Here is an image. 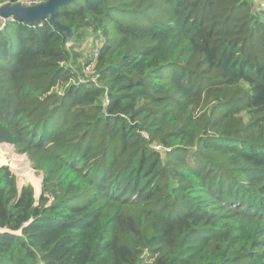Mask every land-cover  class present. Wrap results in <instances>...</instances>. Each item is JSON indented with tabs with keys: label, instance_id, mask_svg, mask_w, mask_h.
Returning <instances> with one entry per match:
<instances>
[{
	"label": "trees",
	"instance_id": "trees-1",
	"mask_svg": "<svg viewBox=\"0 0 264 264\" xmlns=\"http://www.w3.org/2000/svg\"><path fill=\"white\" fill-rule=\"evenodd\" d=\"M56 18L72 37L49 17L0 29V143L44 172L36 200L0 165V264H264V9L72 0Z\"/></svg>",
	"mask_w": 264,
	"mask_h": 264
},
{
	"label": "rangeland",
	"instance_id": "rangeland-1",
	"mask_svg": "<svg viewBox=\"0 0 264 264\" xmlns=\"http://www.w3.org/2000/svg\"><path fill=\"white\" fill-rule=\"evenodd\" d=\"M85 43L83 51L87 53L91 52L94 47H97L99 41H93V39L90 38ZM1 150L6 154L7 161L5 165H9L11 170L17 176L19 188L21 189L27 184L32 185L35 192V198L36 200H39L42 193L44 172L41 169L34 168L28 156L26 154L18 153L13 145L9 143H0V157L3 153ZM37 184L40 186L38 188L39 190L36 188Z\"/></svg>",
	"mask_w": 264,
	"mask_h": 264
},
{
	"label": "water",
	"instance_id": "water-1",
	"mask_svg": "<svg viewBox=\"0 0 264 264\" xmlns=\"http://www.w3.org/2000/svg\"><path fill=\"white\" fill-rule=\"evenodd\" d=\"M71 1L72 0H47L46 2L33 6L23 5L18 2H8L0 7V16L3 18L15 17L18 21L25 22H38L49 17L56 26L65 29L70 37H72V31L66 25L61 24L56 18L60 6L67 5Z\"/></svg>",
	"mask_w": 264,
	"mask_h": 264
},
{
	"label": "built area",
	"instance_id": "built-area-1",
	"mask_svg": "<svg viewBox=\"0 0 264 264\" xmlns=\"http://www.w3.org/2000/svg\"><path fill=\"white\" fill-rule=\"evenodd\" d=\"M47 0H20L18 1V3H21L23 5H27V6H33V5H38L40 3H43V2H46ZM255 4L256 7L260 8V9H264V0H252ZM5 3H8V2H0V7L5 4ZM17 21V19L15 17H9V18H3L0 16V29L2 30L5 25L8 23V22H15ZM99 41V44L97 47H99L101 45V42L100 40ZM97 47H94L91 52H93V55L96 56L97 55ZM84 72L85 74L87 75H95L96 74V66H95V61L92 60V62L88 65L85 66L84 68Z\"/></svg>",
	"mask_w": 264,
	"mask_h": 264
},
{
	"label": "bare ground",
	"instance_id": "bare-ground-1",
	"mask_svg": "<svg viewBox=\"0 0 264 264\" xmlns=\"http://www.w3.org/2000/svg\"><path fill=\"white\" fill-rule=\"evenodd\" d=\"M11 149V148H10ZM2 151V150H1ZM5 151H6V149H5ZM3 152V151H2ZM8 154V153H7ZM6 154H4V152L2 153V156L0 157V165L1 164H5L6 163V161H7V159H6V156H5ZM9 155V154H8ZM28 176V175H27ZM27 179H28V177H27ZM40 186L37 184L36 185V188L38 189ZM39 190V189H38ZM36 191V190H35ZM37 194V193H36Z\"/></svg>",
	"mask_w": 264,
	"mask_h": 264
}]
</instances>
